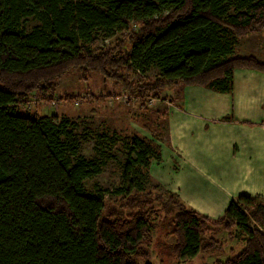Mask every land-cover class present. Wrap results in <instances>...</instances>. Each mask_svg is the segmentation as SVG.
I'll return each mask as SVG.
<instances>
[{"label": "trees", "instance_id": "obj_1", "mask_svg": "<svg viewBox=\"0 0 264 264\" xmlns=\"http://www.w3.org/2000/svg\"><path fill=\"white\" fill-rule=\"evenodd\" d=\"M97 30L126 34L99 51L85 46ZM255 32L264 33V0H0V264H152V246L164 264L223 253L220 232L243 247L213 264H264V197L239 194L212 217L176 194L152 196L146 170L158 153L132 136L116 198L105 199L86 187L105 154L79 153L77 121L21 110L32 93L51 100L74 71L98 72L142 106L178 85L230 93L235 68L264 72L254 56L234 55L237 39ZM149 67L158 75L143 82L120 74Z\"/></svg>", "mask_w": 264, "mask_h": 264}, {"label": "rangeland", "instance_id": "obj_2", "mask_svg": "<svg viewBox=\"0 0 264 264\" xmlns=\"http://www.w3.org/2000/svg\"><path fill=\"white\" fill-rule=\"evenodd\" d=\"M36 23L28 18L25 24L30 29ZM125 34V31H116L106 36L97 30L94 33L95 43H86L85 46L102 51L113 46ZM234 55L254 56L264 62V33H247L239 37ZM120 74L129 82H143L157 76L158 70L155 67H149L144 72L123 69ZM257 84L260 90L254 88L249 93L241 90L236 96L233 82L232 91L227 93L232 97L224 113L212 114L218 118L210 121L207 116L200 120L190 113L201 114L200 111L207 106L208 96L205 94L206 99H198L191 96L188 89L199 88L202 96L204 89L218 92L208 87H171L160 93L161 99L155 100L152 107L142 106L138 100H131L132 94L115 89L98 72L74 71L56 81L51 100L46 101L41 94L32 93L21 110L54 114L77 121L79 153L86 158L98 156L96 149L105 154L106 163L102 172L86 181L88 189L97 184L103 190L105 199L116 198L114 189L120 183L121 166L128 154L127 143L132 136H138L158 153L146 170L145 190L151 189L152 196L161 193L164 200L170 194H176L189 207L217 217L223 213L229 201L239 194L258 193L253 196L264 197V80L263 84ZM107 93L128 94L129 98H116V95L112 99L103 97V100H92L97 95L105 96ZM65 94L75 97L72 100L61 99ZM168 100L173 102L170 114L165 112L167 103L171 102ZM158 108L160 114L155 112ZM259 108L263 112H259ZM237 109L246 112L243 118L251 119L249 123L235 121L239 117ZM253 114L262 116L260 122L254 121ZM101 133L115 140L97 143L96 134ZM153 204L158 205L157 201ZM249 223L254 225L251 218ZM216 237L223 244V253L202 252L191 259L172 260L170 263L164 261V264H213L216 258L229 257L232 253L230 248L237 252L243 247L240 238H235L236 234L227 239L226 233L220 232ZM166 241L173 242L174 237L169 236ZM150 250L152 264H163L157 257V249L152 246Z\"/></svg>", "mask_w": 264, "mask_h": 264}, {"label": "crops", "instance_id": "obj_3", "mask_svg": "<svg viewBox=\"0 0 264 264\" xmlns=\"http://www.w3.org/2000/svg\"><path fill=\"white\" fill-rule=\"evenodd\" d=\"M235 48H236V45H235ZM263 80H264V72H261V71L255 70V69H250V68H235L233 71V82H234V87L236 86V91H235L236 96H238V92H241V90H244L245 93L251 92L254 88H258L260 90V87L257 83L263 84ZM188 89L191 93V96H196L198 99H206L205 94L208 96V101L206 103L207 106L200 111V112H202L201 114H197V112H194V111L190 112L191 115L193 114V116H195L197 119H200V120L205 119L206 116L208 117L207 120H210V121L217 120L218 117H213L212 114H219V113L223 114L225 111V108L228 106L229 98L232 97V96L228 95L227 93H219V92L214 93L213 91L207 90V89L203 90L204 94L202 96L199 88L188 87ZM196 89H198V90L194 91ZM186 95H188V93H186ZM168 101H171V100H168ZM185 101H186V99L184 100V102ZM222 102H225V103H222ZM167 104H168L167 105L168 109L166 108L165 112L170 114L171 113L170 106H173V102L171 101ZM155 106L159 107V105H156V104H155ZM159 109L160 108L155 109V112L160 114L161 111ZM258 110H259V112H263V110L260 108ZM177 111H180V110H177ZM203 112L207 113L208 115L204 114ZM245 113H242L241 110L237 109V115L239 117H238V119L235 118V121L237 122L238 120L239 121L243 120L242 122L249 123L251 119L246 120L243 118ZM253 116L255 117L254 121L260 122L261 119H259V118L262 117L260 114H258V115L253 114ZM256 118H257V120H256ZM256 194H258V193H256ZM256 194L253 193L252 195H256Z\"/></svg>", "mask_w": 264, "mask_h": 264}, {"label": "built area", "instance_id": "obj_4", "mask_svg": "<svg viewBox=\"0 0 264 264\" xmlns=\"http://www.w3.org/2000/svg\"><path fill=\"white\" fill-rule=\"evenodd\" d=\"M116 95H117V96H116ZM114 96H116V98L124 97V96H125V98H127V99L129 98L128 94H115V95H109V96L105 95L104 98L107 97V98H109V99H112ZM130 96H131V100H138V96H137V95L132 94V95H130ZM81 98H82V97H81ZM159 99H161V98H160V95L157 96V97H154L153 95H151V96L149 95V96H147V97L144 99L143 103H144L145 105H147V106H151V107H152V105L154 104L155 100H159ZM76 100H78V98H76Z\"/></svg>", "mask_w": 264, "mask_h": 264}]
</instances>
